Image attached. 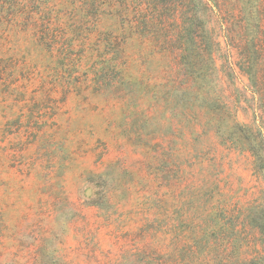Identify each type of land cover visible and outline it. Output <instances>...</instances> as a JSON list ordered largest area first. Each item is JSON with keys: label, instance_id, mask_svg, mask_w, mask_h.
<instances>
[{"label": "rangeland", "instance_id": "obj_1", "mask_svg": "<svg viewBox=\"0 0 264 264\" xmlns=\"http://www.w3.org/2000/svg\"><path fill=\"white\" fill-rule=\"evenodd\" d=\"M43 1L39 14L0 13V264H107L178 196L209 201L205 210L264 203V171L238 133L210 121L215 95L190 85L175 44L157 46L163 34L155 46L116 16L96 21L90 0ZM210 27L220 31L215 15ZM109 31L129 35L123 77L100 86L97 44ZM236 57L223 43L215 87L256 129Z\"/></svg>", "mask_w": 264, "mask_h": 264}, {"label": "trees", "instance_id": "obj_2", "mask_svg": "<svg viewBox=\"0 0 264 264\" xmlns=\"http://www.w3.org/2000/svg\"><path fill=\"white\" fill-rule=\"evenodd\" d=\"M47 4L43 0H0V13L6 11L12 16L14 10L22 12L29 7L39 14ZM87 6L96 21L105 15L116 16L131 31L150 37L155 46L163 34V43L157 46L163 49L164 44H175L190 85H196V92L208 89L215 95L203 106L210 121L224 128V134L238 133L254 158L256 170L264 171V0H90ZM214 15L220 31L210 27ZM162 22L172 24L170 33L174 36L168 35L169 26ZM128 37L127 33H102L97 47L103 43L106 50L98 56L100 68L94 73L97 85L111 84V76L122 79ZM39 43L47 46L43 39ZM223 43L237 55L231 63L233 75L238 69L250 80L259 128L240 124L236 117L238 99L225 103L215 87L220 71L217 56L222 53ZM159 204L158 213L146 219L130 241V249L107 264H241L242 257L252 252L248 264H264V203L236 212L215 204L213 209L205 210L209 201L202 206L193 199L182 203L179 196L168 208L163 201ZM249 229L256 234L249 236ZM250 239L255 242L252 249Z\"/></svg>", "mask_w": 264, "mask_h": 264}]
</instances>
